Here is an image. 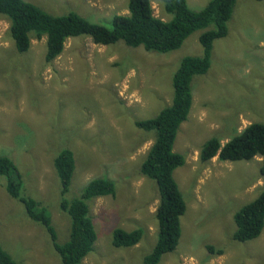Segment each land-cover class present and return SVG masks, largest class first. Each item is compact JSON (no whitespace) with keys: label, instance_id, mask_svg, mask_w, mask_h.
<instances>
[{"label":"rangeland","instance_id":"374dc122","mask_svg":"<svg viewBox=\"0 0 264 264\" xmlns=\"http://www.w3.org/2000/svg\"><path fill=\"white\" fill-rule=\"evenodd\" d=\"M52 15L74 12L100 25L128 13V0H25ZM209 0H187L192 10ZM153 15L169 19L161 0H150ZM0 15V156L12 159L22 182V196L33 197L50 216L57 242L68 239L70 222L62 198L78 197L96 178L111 180L115 195L89 202L96 240L79 264H144L154 246L156 183L139 169L154 133L134 121L156 116L170 105L172 76L182 58L201 56L191 34L178 50L148 52L122 41L98 45L89 38H69L62 53L45 63V36L30 39L19 54ZM227 36L214 41L210 68L191 81L192 103L179 126L173 151L185 162L173 177L186 204L175 251L158 264H264V227L248 242L232 238L234 214L264 187L261 158L248 161L199 160L201 146L216 137L223 145L252 123H264V1L236 0ZM73 153L75 168L62 195L53 168L62 150ZM0 175V245L21 264H61L45 228L25 214L5 189ZM142 229L129 248L112 246V232ZM221 250L210 253L206 246Z\"/></svg>","mask_w":264,"mask_h":264},{"label":"trees","instance_id":"16d2710c","mask_svg":"<svg viewBox=\"0 0 264 264\" xmlns=\"http://www.w3.org/2000/svg\"><path fill=\"white\" fill-rule=\"evenodd\" d=\"M161 4L165 14L169 15L167 20L153 15L150 0H128V13L114 15L111 25L106 26L89 22L74 12L52 15L25 0H0V15L10 23L8 34L17 53L28 51L32 36L36 39L45 36V63H51L62 53L69 38L84 36L102 46L122 41L128 47L141 46L148 52L168 53L178 50L194 32L202 31L198 36L202 55L182 58L172 76L170 105L152 118L134 121L136 128L154 133L153 143L139 171L156 183L159 193L154 212L156 240L151 252L143 257L144 264H158L164 255L173 253L178 245L181 236L180 217L185 212L186 204L173 171L184 164L185 158L173 151V143L180 124L186 120L190 110L191 81L195 75L208 72L213 43L227 36V24L232 18L236 0H209L199 10H192L187 0H161ZM256 156L261 158L259 172L264 177V123L247 125L223 145L216 137H212L199 151L201 162L214 157L219 161H248ZM53 168L60 192L65 195L69 191L75 168L72 151L62 149L53 159ZM0 175L8 178L5 186L7 194L23 205L29 219L45 228L61 264H79L93 250L96 233L89 215V202L97 197H113L115 187L111 180L91 179L78 197L61 199L59 208L69 218L70 227L67 241L59 243L44 207L35 198L22 196L20 174L7 156H0ZM233 219L236 227L233 240L248 242L261 234L264 227V187L254 200L234 214ZM142 234L140 228L131 231L116 228L112 232V246L132 247L140 241ZM206 248L212 254L222 252L210 245ZM0 264L21 263L16 262L0 245Z\"/></svg>","mask_w":264,"mask_h":264},{"label":"clouds","instance_id":"9594fccd","mask_svg":"<svg viewBox=\"0 0 264 264\" xmlns=\"http://www.w3.org/2000/svg\"><path fill=\"white\" fill-rule=\"evenodd\" d=\"M45 39H46V37H45ZM215 158V157H214ZM217 158V157H216ZM213 159V158H212Z\"/></svg>","mask_w":264,"mask_h":264}]
</instances>
